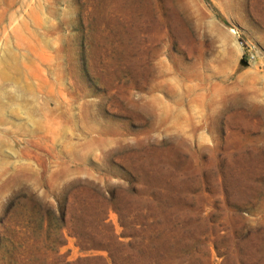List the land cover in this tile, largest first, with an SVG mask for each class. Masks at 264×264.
Wrapping results in <instances>:
<instances>
[{
    "label": "rangeland",
    "instance_id": "obj_1",
    "mask_svg": "<svg viewBox=\"0 0 264 264\" xmlns=\"http://www.w3.org/2000/svg\"><path fill=\"white\" fill-rule=\"evenodd\" d=\"M0 264H264V0H0Z\"/></svg>",
    "mask_w": 264,
    "mask_h": 264
}]
</instances>
